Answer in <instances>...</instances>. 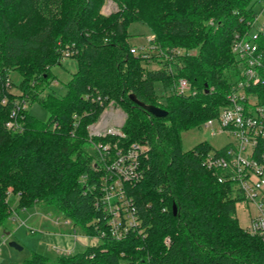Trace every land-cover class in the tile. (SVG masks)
Returning <instances> with one entry per match:
<instances>
[{
    "label": "trees",
    "instance_id": "16d2710c",
    "mask_svg": "<svg viewBox=\"0 0 264 264\" xmlns=\"http://www.w3.org/2000/svg\"><path fill=\"white\" fill-rule=\"evenodd\" d=\"M107 1L0 0V227L14 212L8 202L14 194L18 213L52 206L95 236L94 222L102 217L96 206L100 175L88 129L113 102L127 115L124 137L95 143L148 146L141 157L143 178L129 190L145 236L105 238L56 260L34 254L24 264H264V242L236 217L242 196L202 165L201 154L213 149L207 143L187 152L181 147L184 130L229 105L227 97L241 79L232 44L236 34L254 29V0H112L119 11L104 15ZM133 22L150 28L154 55L132 53ZM259 47L264 53V37ZM194 48V55L176 53ZM65 51L77 60L78 70L59 95L51 87L52 68L61 65ZM148 59L162 67L146 68ZM11 71L21 75L19 94L5 87ZM179 79H186L194 94L178 95ZM248 92L264 106V84ZM130 94L168 115L149 114ZM23 101L41 104L49 119L40 121L20 109L19 128L9 129L12 112Z\"/></svg>",
    "mask_w": 264,
    "mask_h": 264
},
{
    "label": "built area",
    "instance_id": "2783aa9c",
    "mask_svg": "<svg viewBox=\"0 0 264 264\" xmlns=\"http://www.w3.org/2000/svg\"><path fill=\"white\" fill-rule=\"evenodd\" d=\"M118 11L119 6L112 0H108L102 8L104 15ZM257 24L258 14L254 29L249 34L235 35L232 52L240 61L241 79L227 97L229 105L223 108L217 117L203 124L212 130L213 135H229L232 142L221 150L213 149L202 153L201 159L202 165L212 172L218 183L231 185L234 191L242 196L243 201L255 206L257 214L251 218L247 231L264 242V106L258 103L254 94L248 92L251 87L264 84V53L259 47V40L264 37V20L258 26ZM151 49L154 50L152 47ZM140 51L145 54V58L149 57L147 49H132L134 54ZM176 53L193 55V52ZM71 55L70 51H65L62 60ZM160 58H163L162 54ZM163 59L172 58L167 55ZM5 87L10 90V78L6 80ZM176 92L178 95L194 94L186 79L178 80ZM3 103H6V100H3ZM25 108L26 102L17 103L11 115L12 120L7 123L9 129L19 128L16 122L17 112ZM122 111L112 102L99 120L88 129L90 142L98 154L95 171L100 175V194L96 199V206L102 216L94 222L95 236L85 234L90 239L97 237L101 240L110 238L122 241L130 233L145 236L142 221L137 215L129 190L143 178L141 157L148 150V146L133 144L129 148H120L117 142L95 143L96 138L124 137L122 128L127 115ZM77 237L74 233V238ZM169 242V238H166L165 243ZM96 245L98 244L93 243L91 246Z\"/></svg>",
    "mask_w": 264,
    "mask_h": 264
},
{
    "label": "rangeland",
    "instance_id": "374dc122",
    "mask_svg": "<svg viewBox=\"0 0 264 264\" xmlns=\"http://www.w3.org/2000/svg\"><path fill=\"white\" fill-rule=\"evenodd\" d=\"M254 2V10L258 14V24L256 25L258 26L264 20V0H254ZM129 32L132 34L129 42L134 49H147L149 56L155 54V49L152 50L149 46L152 32L145 23L133 22L129 27ZM174 45H179V43H174ZM191 52L194 55L197 50L194 48ZM144 66L151 70L162 67L154 60L144 62ZM77 70V60L72 57H65L61 65L52 68V73L57 81V83H52V89L57 94L64 95L67 91L68 81ZM9 78L11 81L10 91L19 94L21 75L17 71H11ZM156 92L165 102V92L160 84L156 85ZM27 109L31 115L40 121L49 119V112L37 102H28ZM203 124L181 133L183 151H190L201 143H207L214 150H221L232 142L229 135L224 133L213 135L212 130ZM90 146L89 151L94 154L95 149L92 145ZM8 202L14 212L11 213L6 224L0 227V264H24L34 254L56 260L60 256L81 253L93 243H101L100 238H88L80 228L75 227L68 219H64L52 206L41 205L16 215L17 196L10 194ZM256 214L255 206L245 201L237 203L236 217L243 229L248 230L250 228L251 218ZM74 233L78 235L77 239L74 238ZM11 243H16L21 250L11 247Z\"/></svg>",
    "mask_w": 264,
    "mask_h": 264
},
{
    "label": "water",
    "instance_id": "95a60500",
    "mask_svg": "<svg viewBox=\"0 0 264 264\" xmlns=\"http://www.w3.org/2000/svg\"><path fill=\"white\" fill-rule=\"evenodd\" d=\"M129 98L137 106L141 107L146 112H148L149 114H151V115H153V116H155L157 118H165L168 115V112L166 110L160 108V107L153 106V105H148V104H145V103L139 101L134 94H130ZM172 211H173V214L176 215L177 208H176L175 205L173 206V210ZM10 246L15 248V249H17V250H21V248L16 243H11Z\"/></svg>",
    "mask_w": 264,
    "mask_h": 264
},
{
    "label": "crops",
    "instance_id": "0c3cea01",
    "mask_svg": "<svg viewBox=\"0 0 264 264\" xmlns=\"http://www.w3.org/2000/svg\"><path fill=\"white\" fill-rule=\"evenodd\" d=\"M23 212H26V211H23ZM18 215H20V213L17 212Z\"/></svg>",
    "mask_w": 264,
    "mask_h": 264
}]
</instances>
